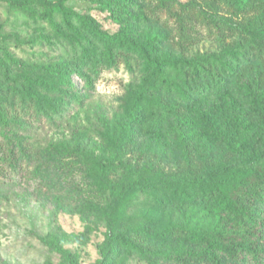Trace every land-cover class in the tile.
Returning a JSON list of instances; mask_svg holds the SVG:
<instances>
[{
    "label": "trees",
    "instance_id": "1",
    "mask_svg": "<svg viewBox=\"0 0 264 264\" xmlns=\"http://www.w3.org/2000/svg\"><path fill=\"white\" fill-rule=\"evenodd\" d=\"M73 1L7 0L13 10L51 24L67 49L59 63L25 64L0 44V207L12 191L31 182L37 200L104 216L108 231L100 264H115L122 254L149 264H264V0H199L200 10L164 0L163 12L179 22L185 14L196 23L224 16L248 40L193 57L174 56L167 50V38L152 33L140 37L129 25L109 34L69 6ZM2 31L0 23L3 41ZM132 58L142 77L122 96L118 120L101 118L90 129L75 128L73 136L79 137L72 145L31 143L35 127H60L71 88L81 101L73 88L74 72L87 69L89 81H94L121 63L132 68ZM91 137L105 151L98 154ZM129 144L143 157L154 155L173 165L190 166L195 159L191 152L203 161H222L226 155L233 161L201 173L133 179L132 161L120 160ZM121 166L128 175L118 181ZM89 185L109 191L111 203L104 206ZM152 187L160 189L158 202L164 208L184 215L197 210L201 217L147 237L128 213L135 193ZM180 235L185 241L175 252L161 239ZM64 239V234L52 232L43 241L64 254ZM0 264L7 263L0 257Z\"/></svg>",
    "mask_w": 264,
    "mask_h": 264
},
{
    "label": "rangeland",
    "instance_id": "2",
    "mask_svg": "<svg viewBox=\"0 0 264 264\" xmlns=\"http://www.w3.org/2000/svg\"><path fill=\"white\" fill-rule=\"evenodd\" d=\"M102 1V2H101ZM189 8H202L199 0H177ZM91 3L75 0L69 4L81 15L93 19V23L114 34L124 25H129L140 37L157 34L168 39L167 50L174 56L193 57L198 54L220 52L224 48L247 43V39L231 28L224 16H215V21L192 22L187 19L179 22L175 16L163 12L164 0H100ZM211 14V13H210ZM60 21V20H59ZM0 23L3 24L0 44H3L16 60L25 64H56L62 61L66 45L59 42L51 24L41 18L25 15L13 10L7 0H0ZM65 32L70 33L68 28ZM19 38V39H18ZM34 39V42L29 40ZM132 68L124 63L114 69L104 70L94 81H89L87 69L71 75L74 90L76 88L81 101L71 88L70 107L66 109L60 127L40 126L32 129L31 143L46 147L52 141H63L67 145L75 143V128L90 129L97 126L101 118L118 120L121 112L122 96L139 85L141 71L136 58L130 59ZM94 136L93 133L89 134ZM144 135L142 134V137ZM97 153L105 151L96 137H91ZM257 150L253 148L252 151ZM108 156L112 151L107 150ZM62 154V153H61ZM195 159L190 166L185 163L173 165L161 162L154 155L143 157L129 144L120 156V160H130L134 164L131 171L133 179L140 175L152 179L165 176H179L183 172L201 173L218 163L233 161L226 155L222 161L204 160L199 154L191 152ZM68 160L65 158V161ZM128 171L124 167L117 170L116 179L123 180ZM77 181L81 177H76ZM33 183H24L11 192V196L0 207V257L7 264H70L69 257L78 264H100L104 257L103 245L108 231L104 216L95 218L82 211L66 209L56 203L37 200L33 195ZM88 191L101 196L104 206L111 203L109 191L98 185H89ZM162 197L159 188L137 191L129 216L147 234V237L160 234L176 224L186 220H198L201 214L189 209L187 215L173 207H163L158 199ZM52 232L64 234V254L47 246L43 238ZM167 248L175 252L182 248L184 236L161 238ZM152 250H156L152 247ZM115 264H149L134 256L122 254ZM157 264H203L199 262L180 263L160 261Z\"/></svg>",
    "mask_w": 264,
    "mask_h": 264
}]
</instances>
